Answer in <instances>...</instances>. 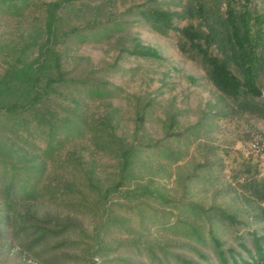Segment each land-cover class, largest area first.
Instances as JSON below:
<instances>
[{
	"label": "rangeland",
	"instance_id": "1",
	"mask_svg": "<svg viewBox=\"0 0 264 264\" xmlns=\"http://www.w3.org/2000/svg\"><path fill=\"white\" fill-rule=\"evenodd\" d=\"M57 1L0 0V79L36 57L52 19L61 68L90 80L50 92L51 131L5 113L18 96L0 92V203L11 167L28 170L34 185L31 203L16 206L26 216L9 228L11 241L0 240V264H148L147 252L128 251L133 244L198 260L179 247L189 240L179 230L204 222L188 201L223 207L264 234L254 215L264 202L252 193L264 189V159L250 149L255 140L264 145V109L222 96L199 55L150 16L155 8L181 11L188 0H64L54 9ZM252 1L264 11V0ZM188 14L172 25H199ZM135 40L161 59L128 54ZM256 84L264 105V63ZM173 112L178 131L196 127L166 139ZM220 236L238 249L232 231Z\"/></svg>",
	"mask_w": 264,
	"mask_h": 264
},
{
	"label": "trees",
	"instance_id": "2",
	"mask_svg": "<svg viewBox=\"0 0 264 264\" xmlns=\"http://www.w3.org/2000/svg\"><path fill=\"white\" fill-rule=\"evenodd\" d=\"M63 3L64 0H59L53 4V8L57 9ZM185 13H189L188 18L192 20L198 19L199 25L190 22L181 27L173 26V18H181ZM150 16L156 29L177 31L189 44L190 49L199 55L206 68L208 80L222 96L232 98L239 107L242 106L247 111L264 109V105L256 101L261 94L256 84L257 75L264 63V11L258 10L252 0H188L181 11L171 12L155 8L150 10ZM55 35L54 23L50 19L46 25V36L39 44L36 57L18 69H12L0 79V92L8 90L18 96L5 106V113L19 116L24 123L28 118L34 119L36 125L46 126L49 131L55 121L49 108L50 92L60 85L86 87L90 81L89 78L70 76L61 68L58 52L54 49ZM211 47H214L215 53ZM127 53L161 59V54L155 48L142 45L138 40L134 41ZM150 105L151 100L138 110V125L142 123L146 108ZM1 106L4 105L0 104V108ZM177 123V113H170L163 129L164 138L176 139L196 127L187 126L183 131H178ZM133 153V146L124 149L125 164ZM33 187L28 170L17 171L11 167L0 203L1 241H11L9 228L26 216L18 211L16 206L20 201L23 205L31 203ZM107 193L108 191H105L102 196L106 198ZM141 193L147 194L146 190ZM252 193L259 201L264 202V189ZM185 204L199 219L203 218L205 224H208L206 227L202 221L200 225L192 224L179 230L189 238L179 247L192 251L198 260L186 258L179 252L169 253L165 246L158 247V252L151 247L140 248L133 244L134 246H127L128 251L135 256L137 252H147L148 264H264V234L250 229L245 221L223 207H205L192 201ZM256 208L255 217L264 222V204ZM224 230L234 233L237 247L245 251L244 253L233 245L224 246L220 236ZM209 251H212V255Z\"/></svg>",
	"mask_w": 264,
	"mask_h": 264
},
{
	"label": "built area",
	"instance_id": "3",
	"mask_svg": "<svg viewBox=\"0 0 264 264\" xmlns=\"http://www.w3.org/2000/svg\"><path fill=\"white\" fill-rule=\"evenodd\" d=\"M251 151H254L258 154V156L264 159V145L259 142V140H255L251 146Z\"/></svg>",
	"mask_w": 264,
	"mask_h": 264
}]
</instances>
